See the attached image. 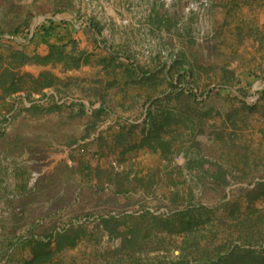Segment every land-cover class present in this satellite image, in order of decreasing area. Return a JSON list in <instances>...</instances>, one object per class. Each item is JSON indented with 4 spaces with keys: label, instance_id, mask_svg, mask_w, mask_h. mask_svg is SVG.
I'll return each instance as SVG.
<instances>
[{
    "label": "rangeland",
    "instance_id": "obj_1",
    "mask_svg": "<svg viewBox=\"0 0 264 264\" xmlns=\"http://www.w3.org/2000/svg\"><path fill=\"white\" fill-rule=\"evenodd\" d=\"M0 264H264V0H0Z\"/></svg>",
    "mask_w": 264,
    "mask_h": 264
},
{
    "label": "trees",
    "instance_id": "obj_2",
    "mask_svg": "<svg viewBox=\"0 0 264 264\" xmlns=\"http://www.w3.org/2000/svg\"><path fill=\"white\" fill-rule=\"evenodd\" d=\"M58 25L50 23L47 26H42L38 31L32 36L31 41L38 40L49 47V53L44 57L37 56V63L40 65L48 64H58L66 63L64 60V52L62 48H59L56 45L48 44V40L52 37L53 33L58 29ZM26 63V62H24ZM23 63V64H24ZM76 67V66H74Z\"/></svg>",
    "mask_w": 264,
    "mask_h": 264
}]
</instances>
